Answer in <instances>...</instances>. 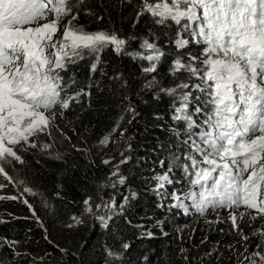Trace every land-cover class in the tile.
Masks as SVG:
<instances>
[{
    "label": "trees",
    "instance_id": "obj_1",
    "mask_svg": "<svg viewBox=\"0 0 264 264\" xmlns=\"http://www.w3.org/2000/svg\"><path fill=\"white\" fill-rule=\"evenodd\" d=\"M142 8L143 0H84L73 9L77 27L115 32L126 43L119 53L105 47L99 63L95 54H86L69 64L61 73L68 95L81 89L90 95L70 101L62 115L58 109L51 135L30 138L36 147L10 145L19 149L23 163L10 158L7 176L0 173V264H186L182 243L191 247L214 224L221 244L255 224L249 209L237 211L235 221L201 218L192 200L184 198L191 187L184 165L190 164L189 154L196 155L192 139L198 137L190 139L186 122L174 119L179 94L191 93L189 110L197 124H203L210 104L207 91L194 87L200 83L196 77L173 74L170 68L177 59L186 62L189 53L199 55L203 45L177 49L178 26L158 25L149 13L138 15ZM145 41L164 52L154 73L143 71L149 66L142 58L150 51ZM181 83L190 87L177 88L175 95L161 90ZM196 107L203 111L195 113ZM107 136L109 145L101 153L100 142ZM115 166L124 178L120 187L110 183ZM163 174L171 183L161 188L157 177ZM113 189L130 199L118 212L104 214L101 208L111 205ZM177 195L183 207L176 206ZM100 215L111 217L107 227ZM257 240L264 256V235Z\"/></svg>",
    "mask_w": 264,
    "mask_h": 264
},
{
    "label": "snow or ice",
    "instance_id": "obj_2",
    "mask_svg": "<svg viewBox=\"0 0 264 264\" xmlns=\"http://www.w3.org/2000/svg\"><path fill=\"white\" fill-rule=\"evenodd\" d=\"M83 3L0 0V173L5 176L10 158L23 163L19 149L10 145L36 147L30 138L51 135L58 109L62 115L70 101L90 95L84 89L68 95L69 84L61 75L67 66L86 54H95L99 63L98 54L105 47L114 46L119 53L126 43L115 32H85L73 24L78 18L73 9ZM144 13L151 14L158 25L178 26L177 49L203 45L199 55L189 53L186 62L177 59L170 68L173 74L186 72L190 78L196 77L200 83L194 87L206 90L212 105L203 124H197L189 110L191 93L179 94L174 119L186 122L190 139L198 137L192 139L196 155L189 154L190 164L184 165L191 186L184 198L191 199L201 212L208 206L239 207L243 203L264 216V0H143L138 15ZM143 47L150 50L142 57L149 62L143 71L154 73L164 52L148 41ZM189 87L181 83L161 90L175 95L177 88ZM202 111L201 107L195 109L197 114ZM197 127L199 133H192ZM157 180L161 188L171 183L166 175ZM174 198L179 202L176 206H184L180 196ZM97 218L105 227L111 219ZM123 247L127 250L129 244Z\"/></svg>",
    "mask_w": 264,
    "mask_h": 264
},
{
    "label": "rangeland",
    "instance_id": "obj_3",
    "mask_svg": "<svg viewBox=\"0 0 264 264\" xmlns=\"http://www.w3.org/2000/svg\"><path fill=\"white\" fill-rule=\"evenodd\" d=\"M71 17H67L61 23L60 27L62 28L64 24L68 22ZM59 35V33H57ZM212 108V105L210 104ZM109 137L107 136V142L104 143L105 138L100 142L101 144V153L104 148H107L109 145ZM199 158V157H198ZM207 167V165H204ZM113 174L111 176V185L113 187H120L122 183H120V177L116 170V166L114 167ZM115 173V174H114ZM163 174L161 176H164ZM167 176V175H166ZM169 178V176H168ZM165 183L163 187H166ZM118 191L113 189L112 193L114 194L112 198L111 205L103 206L101 211L104 214H114L118 212L120 207L126 203L130 196L126 194V196H121L122 194H116ZM121 196V197H119ZM127 198V199H126ZM121 202V203H120ZM241 205L246 206L241 203ZM240 205V206H241ZM239 206V207H240ZM237 211H241L244 213L246 209H239L236 206L231 207H211L208 206L205 211L200 213V217H207L208 219H213L215 222L222 217H233ZM252 213L253 210L251 209ZM102 216V215H100ZM264 217L257 221L253 226L248 227L246 229H241L239 234L230 239L227 244H221L219 241L215 239L218 238V233H216V225L214 224L211 228L208 229V234L201 241L196 244L190 246H185L182 243V249L187 253V260H184L186 264H262L264 262V256L260 250V244L258 243L257 237L258 235H264ZM101 221V220H100ZM74 225H79L78 220H74ZM256 225V226H255ZM262 228V229H261ZM196 237V235H195ZM194 239V238H193ZM224 249V250H222Z\"/></svg>",
    "mask_w": 264,
    "mask_h": 264
},
{
    "label": "clouds",
    "instance_id": "obj_4",
    "mask_svg": "<svg viewBox=\"0 0 264 264\" xmlns=\"http://www.w3.org/2000/svg\"><path fill=\"white\" fill-rule=\"evenodd\" d=\"M210 107V106H209ZM210 110H211V107H210ZM170 178V177H169ZM239 209H246V211L249 209L247 206H243V205H241L240 207H238ZM250 210V214H253V217L255 218V223L257 222V221H259V220H261L264 216H262V215H260L256 210H254V209H252L253 210V213H252V211H251V209H249ZM264 221V220H263ZM262 229V228H261ZM262 264H264V262L262 263Z\"/></svg>",
    "mask_w": 264,
    "mask_h": 264
}]
</instances>
